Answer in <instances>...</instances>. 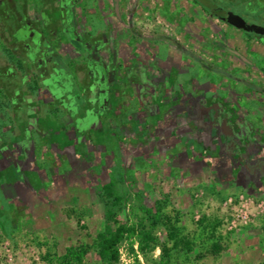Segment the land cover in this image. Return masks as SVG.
<instances>
[{"label": "rangeland", "instance_id": "1", "mask_svg": "<svg viewBox=\"0 0 264 264\" xmlns=\"http://www.w3.org/2000/svg\"><path fill=\"white\" fill-rule=\"evenodd\" d=\"M199 1L0 0V264H106L145 209L117 264H264V43L220 18L264 0Z\"/></svg>", "mask_w": 264, "mask_h": 264}, {"label": "trees", "instance_id": "2", "mask_svg": "<svg viewBox=\"0 0 264 264\" xmlns=\"http://www.w3.org/2000/svg\"><path fill=\"white\" fill-rule=\"evenodd\" d=\"M194 2L206 10L199 0H194ZM112 185L113 183H108L104 186L107 196H111ZM115 199L119 198L116 197ZM159 222V217L155 216L151 210L145 209L143 217L135 222L129 221L117 228H112L106 224L104 231L98 234L95 246L106 264H117L120 260V248L126 241L135 240L141 251L154 249L158 243L156 230ZM212 248L214 253H219L222 249L218 244H213ZM87 253L88 246L68 250L67 256L63 260H58V264H83ZM163 254L165 258H169L166 248L163 249ZM163 261L166 263L167 259ZM49 263L52 264L50 260Z\"/></svg>", "mask_w": 264, "mask_h": 264}, {"label": "water", "instance_id": "3", "mask_svg": "<svg viewBox=\"0 0 264 264\" xmlns=\"http://www.w3.org/2000/svg\"><path fill=\"white\" fill-rule=\"evenodd\" d=\"M222 21L235 29L242 30L245 33H253L256 35L264 36V26H259L255 24H248L239 15L232 12H227L225 16L220 17Z\"/></svg>", "mask_w": 264, "mask_h": 264}, {"label": "flooded vegetation", "instance_id": "4", "mask_svg": "<svg viewBox=\"0 0 264 264\" xmlns=\"http://www.w3.org/2000/svg\"><path fill=\"white\" fill-rule=\"evenodd\" d=\"M10 3V0H6V2H5V4L6 5H9V3ZM11 4V3H10ZM12 5V4H11ZM227 12H229V11H226V13ZM231 12V11H230ZM253 12V13H252ZM250 11L249 13H252L253 15L255 14L254 13V11ZM254 17H258V15H256L255 14V16ZM247 23V22H246ZM249 24V23H248ZM29 26H30V24H28ZM229 26V25H228ZM16 27H20L19 26V24H17V26ZM234 28V27H233ZM239 31H241L242 33H244L245 34V32L244 31H242V30H239ZM246 35H248V36H252V37H254V38H256L257 40H259L260 42H263L264 43V36H260V35H256V34H253V33H246ZM30 42L33 44L34 42L30 39ZM48 63L49 62H47L46 63V61H44V62H42V59L41 58H39L38 60H36V66H35V71L37 70V71H42V73H44L45 72V70H49V65H48ZM52 66H53V68H54V65H53V63H52ZM51 69V68H50ZM56 70V69H55ZM65 72H63V77L65 78V74H64ZM12 76V75H11ZM63 82V81H62ZM70 87H72V86H70ZM74 96V98L76 99L77 98V95L76 94H74L73 95Z\"/></svg>", "mask_w": 264, "mask_h": 264}]
</instances>
